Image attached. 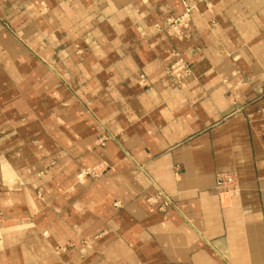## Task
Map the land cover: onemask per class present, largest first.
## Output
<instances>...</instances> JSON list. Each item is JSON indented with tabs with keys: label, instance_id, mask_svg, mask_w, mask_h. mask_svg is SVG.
<instances>
[{
	"label": "crops",
	"instance_id": "crops-1",
	"mask_svg": "<svg viewBox=\"0 0 264 264\" xmlns=\"http://www.w3.org/2000/svg\"><path fill=\"white\" fill-rule=\"evenodd\" d=\"M0 264H264V0H0Z\"/></svg>",
	"mask_w": 264,
	"mask_h": 264
},
{
	"label": "built area",
	"instance_id": "built-area-1",
	"mask_svg": "<svg viewBox=\"0 0 264 264\" xmlns=\"http://www.w3.org/2000/svg\"><path fill=\"white\" fill-rule=\"evenodd\" d=\"M192 6L187 4L185 7V12L171 19L167 22L166 27L172 29L178 35H184L185 29L189 26L190 23V13L192 10ZM167 74L170 79L175 84H181L182 79L188 77L191 74V66L190 64L183 58L175 59L168 67ZM87 174H94L93 169H87ZM235 184V176L232 174L221 175L219 177V185L224 188L231 187ZM150 203L159 204V209L165 211L171 205V199L167 195L163 193H159L156 196H152L148 198Z\"/></svg>",
	"mask_w": 264,
	"mask_h": 264
},
{
	"label": "rangeland",
	"instance_id": "rangeland-1",
	"mask_svg": "<svg viewBox=\"0 0 264 264\" xmlns=\"http://www.w3.org/2000/svg\"><path fill=\"white\" fill-rule=\"evenodd\" d=\"M172 62H173V61H172ZM172 62H171V63H172ZM171 63H170V64H171ZM168 67H169V66H168ZM168 67H167V69H168Z\"/></svg>",
	"mask_w": 264,
	"mask_h": 264
}]
</instances>
